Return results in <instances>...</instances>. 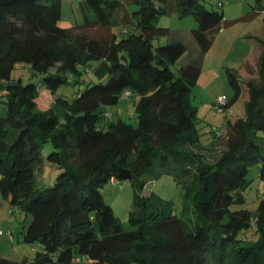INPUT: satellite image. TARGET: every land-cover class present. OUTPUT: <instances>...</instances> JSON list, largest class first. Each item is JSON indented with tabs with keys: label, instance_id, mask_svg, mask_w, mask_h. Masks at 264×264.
Listing matches in <instances>:
<instances>
[{
	"label": "trees",
	"instance_id": "trees-1",
	"mask_svg": "<svg viewBox=\"0 0 264 264\" xmlns=\"http://www.w3.org/2000/svg\"><path fill=\"white\" fill-rule=\"evenodd\" d=\"M123 1L82 0L83 23L63 27L60 0H0V194L30 215L22 240L41 246L32 259L1 257L0 264H81L78 257L86 264H264V196L254 212L233 208L245 201L251 165L264 179V36L257 37L258 79L247 81L243 112L226 120L222 149L209 160L189 95L204 52L227 24L222 10L201 0H127L133 20L122 15L119 23L129 28L104 38L82 31L115 24ZM262 5L255 0L254 8ZM173 11L197 21V55L178 66L187 44L154 42L169 32L157 17ZM18 62L30 68L25 82L11 77ZM89 72L106 80L89 79L70 98L56 92ZM226 75L233 92L220 110L242 89L231 69ZM40 85L54 95L44 110L36 104ZM126 90L136 96V124L107 114ZM44 162L58 168L45 187L37 182ZM164 173L183 190L181 214L171 199L143 193L148 177ZM111 179L131 181L130 228L101 190Z\"/></svg>",
	"mask_w": 264,
	"mask_h": 264
},
{
	"label": "rangeland",
	"instance_id": "rangeland-1",
	"mask_svg": "<svg viewBox=\"0 0 264 264\" xmlns=\"http://www.w3.org/2000/svg\"><path fill=\"white\" fill-rule=\"evenodd\" d=\"M82 0H60V18L58 24L63 27H77L83 23ZM127 0L123 1L119 9L116 23L110 27L92 25L82 29L88 35L104 38L110 31L120 34L124 28H129V24L119 23L121 17L133 20L131 14L125 7ZM205 7L222 10L223 18L227 24H221L220 29L215 33L211 46L204 52L201 62V71L197 81L190 91V101L196 106V127L200 133V143L209 146L214 141L213 148H202L205 158L214 159L222 149L223 138L226 135V120L235 119L244 109V100L247 94L246 84L248 80L258 79L256 71V56L260 52L261 44L257 37L264 36V0L261 8H254L255 0H201ZM132 9L135 5L128 4ZM90 13V12H89ZM92 16V13H90ZM230 21V23H228ZM159 26L169 28V32L160 35L154 40L155 44L165 43L170 40L180 39L184 41L188 48L179 58L174 66L181 64L184 57L196 56L197 45L191 35V29L197 26V21L190 14L179 16L175 11L163 12L156 20ZM236 38V39H235ZM251 66V67H250ZM255 67V68H254ZM226 68L231 69L240 79L242 89L239 97L226 109L220 110L214 103V98L218 93H224L227 98L232 96L226 75ZM249 73H246V71ZM21 77L22 81L31 78V71L27 63L18 62L11 71V77ZM38 76L32 79L37 81ZM84 81L75 84H62L57 88V93L70 98L74 96L78 88H82L86 82L106 80V76L101 77L89 72L83 74ZM223 94V95H224ZM135 95L122 94L116 104L107 107L108 114L113 118L120 117L126 122L136 124V110L134 107ZM37 109L44 110L54 104V95L45 88L39 86L37 97ZM219 130L220 136L214 132ZM51 148L48 143L45 150ZM259 166L253 164L249 167L247 177L250 184L244 190L245 201L241 205H233V208L244 207L251 212L256 210L259 199L264 196V179L258 175ZM58 172V168L53 164L44 162L37 171L39 186H47L50 180ZM105 199L111 204L114 214L123 222L125 227L130 228L127 221L128 210L132 202L133 187L128 179H111L101 188ZM154 191L164 198L173 201L174 212L181 214L182 209V188L175 179L167 173L158 178L148 177L146 179L143 193L148 194ZM184 217V216H183ZM188 221H193V214L185 213ZM30 220L29 213L21 211L18 207L9 204L8 200L0 194V258L5 257L19 261L23 258L32 259L36 249L41 246L38 242L26 243L22 240L23 231ZM252 232V227L238 232L239 237ZM77 262L86 264L78 257Z\"/></svg>",
	"mask_w": 264,
	"mask_h": 264
},
{
	"label": "built area",
	"instance_id": "built-area-1",
	"mask_svg": "<svg viewBox=\"0 0 264 264\" xmlns=\"http://www.w3.org/2000/svg\"><path fill=\"white\" fill-rule=\"evenodd\" d=\"M123 94H124V95H128V94H129V90L124 91ZM225 102H226V97H225V95H220V96H218V97L216 98V100H215V105H216L219 109H221V107L225 104ZM107 114H108V113H107ZM108 115H109V114H108ZM215 134H216V135H220V132H219L218 129L216 130Z\"/></svg>",
	"mask_w": 264,
	"mask_h": 264
},
{
	"label": "crops",
	"instance_id": "crops-1",
	"mask_svg": "<svg viewBox=\"0 0 264 264\" xmlns=\"http://www.w3.org/2000/svg\"><path fill=\"white\" fill-rule=\"evenodd\" d=\"M229 22H230V21H229ZM224 25H225V24H224ZM256 37H258V36H256ZM235 39H236V38H235ZM256 58H257V56H256ZM250 67H251V66H250ZM254 68H255V67H254ZM246 73H249V70H248V72L246 71ZM223 94H224V93H222V94H221V93L216 94V97H215L214 100H213L214 103H215L216 98H217L218 96H220V95H223ZM224 95H225L226 99H228V98H227V95H226V94H224ZM211 143H212V145L205 146V145L202 144V146H203L204 148H207V149L213 148V146H214V145H213V144H214V141H213V142H210V144H211Z\"/></svg>",
	"mask_w": 264,
	"mask_h": 264
}]
</instances>
